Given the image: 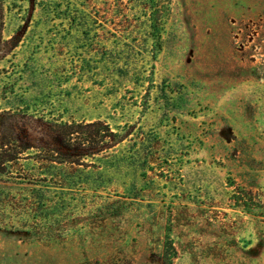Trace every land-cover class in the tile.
Wrapping results in <instances>:
<instances>
[{"label":"rangeland","instance_id":"1","mask_svg":"<svg viewBox=\"0 0 264 264\" xmlns=\"http://www.w3.org/2000/svg\"><path fill=\"white\" fill-rule=\"evenodd\" d=\"M3 8L0 122L27 104L126 139L84 170L62 238L0 227V264H264V0Z\"/></svg>","mask_w":264,"mask_h":264},{"label":"trees","instance_id":"2","mask_svg":"<svg viewBox=\"0 0 264 264\" xmlns=\"http://www.w3.org/2000/svg\"><path fill=\"white\" fill-rule=\"evenodd\" d=\"M4 1L0 0V21ZM41 2L32 0L34 6ZM0 43H4L1 32ZM23 105L2 112L15 119L10 124L0 122V175L30 187L22 198L0 194V227L13 231L25 225L33 233L58 240L67 231L64 217L74 208L77 194L96 190L90 188L84 170L92 168L96 156H106L126 135L100 120L50 118L35 107ZM21 120L29 124L26 131L17 126ZM70 192H74L70 194L73 197L67 198Z\"/></svg>","mask_w":264,"mask_h":264}]
</instances>
